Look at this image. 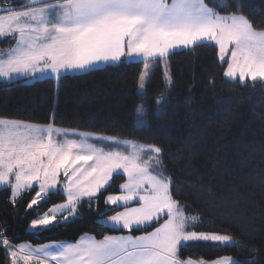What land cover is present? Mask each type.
<instances>
[{
    "label": "snow or ice",
    "instance_id": "snow-or-ice-1",
    "mask_svg": "<svg viewBox=\"0 0 264 264\" xmlns=\"http://www.w3.org/2000/svg\"><path fill=\"white\" fill-rule=\"evenodd\" d=\"M217 6L227 8L222 3ZM9 36L14 46L0 52V77L7 79L48 70L59 76L61 70L87 71L100 62L141 57L144 70L139 87L143 90L149 61H164L181 47L214 43L221 60L232 46L227 77L264 81V29H256L242 14L222 15L205 0H27L19 9L0 6V37ZM164 99H156L154 114H159ZM146 107L136 109L137 127L148 124L143 119ZM73 134L79 139H68V130L52 124L0 118V186L11 189L13 203L38 183L39 191L28 204L31 209L58 191L61 175L65 179L66 201L33 220V229H46L65 212L75 214L84 197L91 200L119 172L127 176L122 194L109 195L106 203L124 210L108 217L109 221L131 229L150 226L163 216L167 219L141 236L105 235L99 240L86 236L75 244L11 245L0 232V245L8 252L10 264H192L178 258L181 247L201 241L222 246L237 243L228 235L189 230L197 218L188 217L173 198V182L162 171L160 147L95 137L125 149L105 151L90 143L91 133ZM132 201L139 206H127ZM213 264L238 262L226 257Z\"/></svg>",
    "mask_w": 264,
    "mask_h": 264
},
{
    "label": "trees",
    "instance_id": "trees-1",
    "mask_svg": "<svg viewBox=\"0 0 264 264\" xmlns=\"http://www.w3.org/2000/svg\"><path fill=\"white\" fill-rule=\"evenodd\" d=\"M221 14L236 12L258 30L264 29V0H205ZM217 3L227 5L220 8ZM16 4V0H0ZM13 37L0 38V51L11 48ZM214 43L180 48L164 61H149L143 90L139 77L143 60L109 63L84 72L57 76H27L0 80V117L131 139L162 149L163 174L173 182V198L187 214H196L193 228L230 236L234 246L210 242L190 243L178 250L184 260H215L231 256L246 264H264V81L245 82L225 75ZM143 91V95L140 93ZM165 97L157 112L156 99ZM146 104V127L136 126V109ZM126 177L113 176L93 202L79 204V215L66 222L32 231V221L53 205L66 201L56 193L28 204L39 187L16 202L11 189L0 187V232L10 244L27 241H75L84 233L149 232L166 219L131 230L113 228L100 218L121 207L106 204L109 193L119 192ZM107 208V209H106ZM105 209V210H104ZM102 210H104L102 212ZM0 264L10 256L0 245Z\"/></svg>",
    "mask_w": 264,
    "mask_h": 264
},
{
    "label": "crops",
    "instance_id": "crops-1",
    "mask_svg": "<svg viewBox=\"0 0 264 264\" xmlns=\"http://www.w3.org/2000/svg\"><path fill=\"white\" fill-rule=\"evenodd\" d=\"M169 2H170V0H169ZM25 3H27V0H16V4L14 5V4H0L2 7H9V6H11V7H14V8H16V9H19V8H21V6L23 5V4H25ZM222 15H224V14H222ZM10 37V36H9ZM14 44H15V40H14V38H13V43H12V45H11V47H13L14 46ZM231 45L229 46V51L226 53V55H225V59L224 60H227V61H229L230 59H231ZM181 48H184V47H181ZM180 49V48H179ZM7 49H3L2 51H6ZM1 51V52H2ZM128 59V60H142V58L141 57H136V58H134V59H129L128 57H123L122 59ZM121 59V60H122ZM117 62V61H116ZM109 63H114V62H112V61H109V62H100V63H98L96 66H94L93 68H96V67H101V66H104V65H106V64H109ZM93 68H91V69H93ZM88 71V70H87ZM67 72H84V71H72V70H68V71H64V70H61V73H60V75L61 74H63V73H67ZM59 75V76H60ZM19 76H23V77H27V76H33V77H46V76H57L56 74H54V73H52L50 70H48V71H46V72H44V73H41V72H37V73H35V75H31V74H19ZM59 76H57V77H59ZM23 77H21V78H23ZM19 79V78H18ZM1 118V117H0ZM14 120V119H13ZM19 121H21V120H19ZM54 126V125H53ZM55 127V126H54ZM55 128H57L58 129V127H55ZM68 131H71V132H69V135L71 136L69 139H79V136H76V135H74L73 133H91L92 134V138L90 139V143H95L96 144V146L97 147H99V148H103L105 151H110V150H119L120 151V147L119 148H117L114 144H110V143H108V142H106V141H97L96 139H95V137H97V136H103V137H109L108 135H103V134H99V133H93V132H87V131H81V130H68ZM111 137H114V136H111ZM105 145H107V146H105ZM119 173H122V172H119ZM115 174H117V173H114L113 174V176L115 175ZM123 174V173H122ZM125 175V177H126V180L122 183V184H124L126 181H127V176H126V174H124ZM113 176H112V178H113ZM112 178L110 179V181H109V183H108V185L111 183V181H112ZM58 180H59V183H58V189L59 188H61V189H63V186H64V183H65V179H64V176L63 175H61L59 178H58ZM36 186H38L39 187V185H38V183L36 184ZM107 186V185H106ZM105 186V187H106ZM0 187H5V186H0ZM99 193H97L91 200H89V198H87V197H84L82 200H84V201H88V202H90V204H91V202H93L92 204H91V206L92 207H94L95 208V205H94V200H95V198L97 197V195H98ZM122 194V189L120 188V191L119 192H112V193H109L108 195H107V197L109 196V195H121ZM107 197H106V199H107ZM19 198V197H18ZM106 202V201H105ZM64 203V202H63ZM59 204H61V203H59ZM107 204V203H106ZM108 205V207L109 206H112V207H119V206H116V205H111V204H107ZM127 206H129V207H138L139 205L135 202V201H132V202H129L128 203V205ZM180 206V205H179ZM121 208L120 209H118L116 212H119V211H123L124 210V207L123 206H120ZM181 208V207H180ZM107 209V208H106ZM182 209V208H181ZM105 210V209H104ZM104 210H102V212L104 211ZM183 210V209H182ZM115 212V213H116ZM183 212L187 215V216H189V214H187L184 210H183ZM115 213H113V214H110V215H106V216H103V217H101L100 218V222H102L103 224H105V225H107V226H110V227H113V228H120L118 225H114L111 221H109L108 220V217H110V216H113V215H115ZM43 215V214H42ZM41 215V216H42ZM79 215V213L74 217V218H76L77 216ZM41 216H39V217H41ZM38 217V218H39ZM65 215H63L58 221H55V223L54 224H52V225H55V224H58V223H60V222H66V221H70V220H65ZM38 218H36V219H38ZM73 218V219H74ZM166 219H167V217H166ZM165 220V219H164ZM164 222V221H163ZM162 222V223H163ZM162 223H160V224H162ZM152 224V223H151ZM160 224L157 226V227H159L160 226ZM52 225H49V226H52ZM48 226V227H49ZM142 227H145V226H134L133 228H131V229H135V228H142ZM156 227V228H157ZM131 229H126V230H131ZM155 229V228H154ZM154 229L153 230H151V231H149V232H152V231H154ZM40 230H43V229H39V230H37V231H40ZM189 230H195L194 228H193V226H190L189 227ZM149 232H143V233H138V234H134V233H131V232H119V233H109V234H106V235H109V236H120V235H131V236H133V237H136V236H141V235H144V234H146V233H149ZM86 236H88V237H94L95 239H97V240H99V239H102L103 237H98L96 234H94V233H84V234H82L77 240H75V241H69V240H63V241H49V242H45V243H40V244H33V243H30V242H27V241H24V242H21V243H19V244H13V245H31V246H33V247H35V246H39V245H44V244H49V245H53V244H61V243H64V244H75L76 242H78V241H80L81 240V238L82 237H86ZM227 256H223V257H220V258H217V259H215V260H205V259H198V260H190L191 262H192V264H213V262H215V261H217V260H219V259H222V258H226ZM178 258L181 260V261H189V260H184V259H182V258H180L179 256H178ZM234 260H236L235 258H234ZM49 264H53V262H49Z\"/></svg>",
    "mask_w": 264,
    "mask_h": 264
},
{
    "label": "rangeland",
    "instance_id": "rangeland-1",
    "mask_svg": "<svg viewBox=\"0 0 264 264\" xmlns=\"http://www.w3.org/2000/svg\"><path fill=\"white\" fill-rule=\"evenodd\" d=\"M1 6V5H0ZM0 38H4V37H0ZM1 52V51H0ZM164 66L166 68V72H167V77L170 78V74H169V71H168V63H167V60L164 61ZM23 76H19V75H13V77L11 79H7V78H3V77H0V80H14V79H18V78H21ZM146 81H147V78H146ZM140 89V87H139ZM141 90V89H140ZM24 122H27V123H32V122H28V121H24ZM32 124H38V123H32ZM38 125H44V124H38ZM58 129H61V130H72V129H69V128H62V127H58ZM73 130H76V129H73ZM71 132V131H69ZM71 136L69 135L67 138L69 139ZM56 139H60V140H63L64 137H55ZM118 138L119 140L121 141H133L135 143H138V144H143V145H146L144 143H140L138 141H134V140H131V139H123V138H119V137H116ZM115 145V144H114ZM107 146V145H105ZM117 147V145H115ZM120 151H125V149L123 147H120ZM145 159H147V154L145 155L144 157ZM84 200H81L78 204H77V207H76V212L75 214L73 213H70V212H65L63 215H65L67 217V220H72L78 213H80L81 209H80V206L79 204L82 203ZM87 201V200H86ZM62 204V203H61ZM56 205H59V204H56ZM63 215H57L56 217V220L55 221H58ZM188 217H198L196 214H190ZM40 218V217H39ZM36 220V219H34ZM55 221L53 222V224L55 223ZM32 223L30 224V229L32 231H37L35 229H33L31 227ZM192 231H196V230H192ZM196 232H199V231H196ZM203 233H216V232H203ZM216 234H219V233H216ZM227 257H230L232 259H234V257H231V256H227Z\"/></svg>",
    "mask_w": 264,
    "mask_h": 264
}]
</instances>
